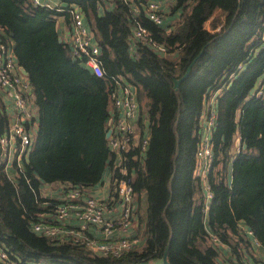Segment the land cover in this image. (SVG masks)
Listing matches in <instances>:
<instances>
[{"label":"trees","instance_id":"obj_1","mask_svg":"<svg viewBox=\"0 0 264 264\" xmlns=\"http://www.w3.org/2000/svg\"><path fill=\"white\" fill-rule=\"evenodd\" d=\"M62 1L81 7L100 49L103 77L89 73L58 41L54 9L0 0V28L14 40L37 107L21 171L11 181L0 164V250L13 264H161L165 249L170 264H228L252 247L241 225L264 249V95L254 94L264 86V0H174L176 19L160 25L144 15L148 0H132L136 13L115 0L102 14L100 0ZM215 8L226 16L212 32L203 23ZM137 24L152 43L134 38ZM114 75L134 87L139 124L147 122L150 139L143 162L129 163L137 167L134 221L142 244L103 257L70 240L38 236L30 225L50 222L43 214L57 203L41 196L43 185L92 187L103 180L112 162L105 131ZM211 97L212 198L205 206L194 166ZM8 121L0 98V136ZM212 236L231 259L220 260Z\"/></svg>","mask_w":264,"mask_h":264},{"label":"built area","instance_id":"obj_2","mask_svg":"<svg viewBox=\"0 0 264 264\" xmlns=\"http://www.w3.org/2000/svg\"><path fill=\"white\" fill-rule=\"evenodd\" d=\"M120 1L131 5L132 13L139 10L136 5H132V0ZM31 2L68 15L70 32L64 43L69 46L73 60L80 62L92 75L103 77L100 49L84 21L83 13L74 6L60 8L41 0H31ZM161 2L162 0H148L143 7L144 15L155 25H160L164 21L160 9ZM133 36L141 42L152 43L148 31L139 24L133 29ZM14 46V40L0 28V91L8 100L6 110L9 117L8 125L0 136V164L3 165L11 181L19 170L21 171L23 162L28 157L37 122V107L34 103L32 86L27 76L20 70ZM160 49L163 51L162 48ZM112 81L108 98L113 110L107 120L106 128L109 130L106 139L112 162L101 182L110 185L109 196L117 202L118 210L115 212V209H108L106 203L97 200L91 194L90 187L62 185L64 194L49 212L52 220L50 222L38 220L30 225V230L38 236L61 242L70 240L77 245L85 246L92 254L103 257H119L123 252L137 248L141 243L137 234L130 233L136 211L132 178L133 170L137 167L129 168V163L135 162L136 166H139L143 162L150 139L147 122L144 126L139 124V107L134 87L120 75H114ZM254 94L263 96L264 86L258 88ZM215 119V99L211 97L205 104V113L202 114L194 166V174L201 181L206 201L212 198L207 174L213 158L210 137ZM105 211H114L116 215L107 217ZM70 216L78 221V226H66V220ZM87 225L95 226L100 232V238L86 235ZM120 231L122 234L117 236L116 232ZM244 232L252 235L248 228H245ZM211 240L215 246L220 247L221 244L216 237L212 236ZM254 243L258 245L257 241ZM0 264H13L2 250H0ZM243 264L255 263L244 261Z\"/></svg>","mask_w":264,"mask_h":264},{"label":"crops","instance_id":"obj_3","mask_svg":"<svg viewBox=\"0 0 264 264\" xmlns=\"http://www.w3.org/2000/svg\"><path fill=\"white\" fill-rule=\"evenodd\" d=\"M29 1L31 2V0H29ZM41 1L49 3L53 7L67 8V7L74 6L77 9H79L81 12H83L81 10V7L75 3L67 4V3L63 2L62 0H41ZM100 1L101 2L98 4V12L101 14L103 13V11L105 9H111L114 7L115 0H100ZM173 3H174V0H162V2L160 4V9H161L162 13L166 15L164 17V19H165L164 21H167L169 23L173 22L177 17V13L174 14V12H170V13L166 12L167 11L166 10L167 4L172 6ZM56 12H57V15H54L55 28H56V31L58 34V38H60L61 41L64 42V39L67 37L68 33L70 32V20H69L68 15L65 12H59V11H56ZM168 14L169 15L171 14V15L168 16ZM225 16H226V12L224 10H221L219 8H215L213 10L211 16L203 23V28H205L209 31H212V32L217 31L223 25ZM84 21H85V19H84ZM212 21L215 22L214 25H212V23H211ZM86 25H87V23H86ZM0 98H1V101L3 103V106L5 108H7L8 107L7 101L8 100H6L3 97V93L1 91H0ZM239 143H240L239 138H236L235 145L237 146ZM90 192L97 200H100L103 203H106L107 204L106 207L108 209H113V210L115 209V212L118 210L117 202L114 201L113 198H111L109 196L110 185L108 183L100 182L97 185L90 187ZM63 194H64V189H63V186L60 184L43 185V187L41 188V196L43 198H47L50 200H54V201L60 200L62 198ZM142 198L144 199V197H142ZM209 202H210V200L209 201L205 200V204L208 205ZM142 203H144V200L142 201ZM49 211L50 210H48L47 212H49ZM115 212L114 211L113 212L105 211V214L107 217H113L114 215H116ZM43 217L49 218V219L52 218L50 213L43 214ZM134 220H135V218H134ZM78 225H79L78 221L75 220L72 216H70L66 220V226L76 227ZM245 227H246L245 225H241V228L243 231H244ZM85 232H86V235H88L91 238L92 237L93 238H100V232L98 231V229L95 226L87 225ZM131 232L132 233L134 232L135 234L137 232L135 229V221H133V225H132V228L130 230V233ZM118 234L121 235L122 232L121 231L116 232L117 236H118ZM247 237H248L252 247L249 248L248 251L243 252L239 261L232 259V261H229L228 264H243L244 261H250V262H253L255 264H264V249L262 247H260L259 244L257 245L254 243L256 240H255L253 235L247 234ZM141 244H142V242L140 243V245L138 247H140ZM220 248H219L220 249L219 250L220 251V260L226 259V258L231 259V254L229 252L228 247L225 245H220Z\"/></svg>","mask_w":264,"mask_h":264},{"label":"water","instance_id":"obj_4","mask_svg":"<svg viewBox=\"0 0 264 264\" xmlns=\"http://www.w3.org/2000/svg\"><path fill=\"white\" fill-rule=\"evenodd\" d=\"M58 40L61 41L60 38H58ZM20 70H21V72H22L24 75L28 76L27 72L25 71V69H24L22 66H20ZM177 84H178V81H175V85H174L175 88L177 87ZM108 135H109V130H106V132H105V138H107ZM236 142H237V141H236ZM245 228H246V227H245ZM161 264H170V263L167 261V259H166V249H165V251L163 252V256H162V260H161Z\"/></svg>","mask_w":264,"mask_h":264},{"label":"rangeland","instance_id":"obj_5","mask_svg":"<svg viewBox=\"0 0 264 264\" xmlns=\"http://www.w3.org/2000/svg\"><path fill=\"white\" fill-rule=\"evenodd\" d=\"M166 7H167V9H166L167 11H166V12H169V13H170V11H171V6L167 4ZM170 15H171V14H170ZM170 15L168 14V16H170ZM165 16H166V15L163 14V17H165ZM42 187H43V186H42ZM136 205H137V202H136ZM219 248H220V247H219ZM219 248H218V249H219ZM220 249H221V248H220ZM220 249H219V250H220Z\"/></svg>","mask_w":264,"mask_h":264}]
</instances>
